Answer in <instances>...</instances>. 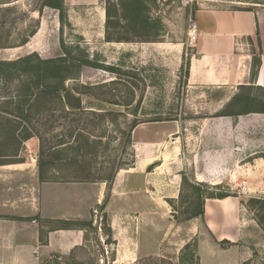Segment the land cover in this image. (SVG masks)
Returning <instances> with one entry per match:
<instances>
[{
	"label": "rangeland",
	"instance_id": "374dc122",
	"mask_svg": "<svg viewBox=\"0 0 264 264\" xmlns=\"http://www.w3.org/2000/svg\"><path fill=\"white\" fill-rule=\"evenodd\" d=\"M108 1L64 0L66 19L61 21L59 11L45 6V0H0V60H16L32 53L42 59L62 57L66 54L64 41L72 55H88L106 67L84 65L76 78L66 81V86L81 98L78 109L67 105L65 99L43 94L35 85L33 98L20 102L18 96L28 92L25 83L30 78L17 74L9 79L0 72V163L34 161L39 167L38 163L43 162L46 176L51 178L99 180L110 178L134 161L135 123L178 119L183 124L180 136H188L187 142L195 149L184 151L190 160L194 157L201 160L199 145L206 130L220 135L229 127L239 129L243 123L251 130H244L251 140L242 152L237 146L236 156L228 163L231 170L241 166L237 181L231 186L226 183L212 186L206 182L202 191L205 197L212 192L246 193V205L255 219L264 214L260 204L250 202L253 198H264V113L258 112L264 108V88H215L208 93L191 86L188 81L191 48L187 42L199 0H146L151 18L157 21V34L153 29L149 36L142 34L143 29L121 32L122 37L131 41H122L120 48L105 40ZM110 1L118 9L114 15L119 19V0ZM173 44L184 45L182 57L177 50L165 48ZM107 67H115L118 72ZM18 105L30 111V119L18 120V137L14 138L6 117L14 118L7 111H14ZM246 108L253 112L218 116ZM168 141L174 143L175 136H169ZM230 142L237 143L234 139ZM212 146L219 150L225 145L215 142ZM193 176L189 172L186 177L191 181ZM182 191L179 203L173 205L178 211L176 221L198 209L194 188L188 184ZM95 223L106 232L107 217L98 213ZM193 251L194 243L178 260L120 259L117 264H198ZM58 261L59 264H110L112 259ZM254 264H264V254H258Z\"/></svg>",
	"mask_w": 264,
	"mask_h": 264
},
{
	"label": "crops",
	"instance_id": "0c3cea01",
	"mask_svg": "<svg viewBox=\"0 0 264 264\" xmlns=\"http://www.w3.org/2000/svg\"><path fill=\"white\" fill-rule=\"evenodd\" d=\"M194 19L198 46L188 58L192 87L208 93L215 88H264V0H199ZM111 43L120 48L122 42ZM165 48L181 57L185 51L181 44ZM255 55L261 64L252 78ZM154 121L133 129L134 161L116 173L110 187L104 181L43 182L34 161L0 164V216L18 217L0 218V264L178 260L193 243L198 264H254L264 254V229L248 209L246 193L205 197L204 215L181 222L173 208L189 172L194 183L236 182L241 166L231 170L228 163L237 146L240 152L246 149L251 139L244 130H251L243 123L220 135L206 130L199 145L201 160H190L184 151L195 149L188 136H180L183 124L178 119ZM169 136H175L174 143ZM215 142L225 146L216 150ZM98 213L107 217L106 232L95 223ZM63 221H92V228Z\"/></svg>",
	"mask_w": 264,
	"mask_h": 264
},
{
	"label": "trees",
	"instance_id": "16d2710c",
	"mask_svg": "<svg viewBox=\"0 0 264 264\" xmlns=\"http://www.w3.org/2000/svg\"><path fill=\"white\" fill-rule=\"evenodd\" d=\"M45 6H50L59 11L61 21L66 19V13L64 8V0H45ZM120 8V18L118 19L115 4L110 0L106 5V24H105V40L107 42H122V41H131V39L124 38L120 35L121 32L128 33L136 32L138 29H143V35L149 36L153 34L151 30H155L157 34V21L151 18L149 11L150 6L146 0H119ZM115 7V9H114ZM122 21V22H121ZM119 28L121 30L119 31ZM155 34V35H156ZM145 41H151L146 39ZM62 46L65 49V56L58 58L42 59L37 53L29 54L25 57H21L16 60H0V72L5 74L9 79L14 78L17 74L19 77L27 76L30 78V81L25 83L26 90L28 91L25 94H19L18 98L20 102H29L34 96L33 85L37 88H41L43 94L53 95L65 99L67 105L73 109L81 108V98L77 96V93L72 91L66 86V81L72 78H76L81 72V68L85 66L91 67H101L106 68L104 65L98 63V61L90 59L88 55L75 56L68 51L67 46L64 41H62ZM261 64V58L258 55L253 57L252 63V78H254L258 73V68ZM107 70L118 72V69L115 67H107ZM18 99V100H19ZM74 100H76L74 102ZM19 103V102H18ZM253 112L251 109H243L242 111H231V112H222L218 116H232V115H242ZM258 112L264 113V108ZM8 116H14V118H7L6 121L11 128V134L14 138H17V132L19 130L18 120H28L30 119V111H26L23 107L18 105L14 111H7ZM157 120V119H155ZM138 123H135L133 128L136 127ZM60 152V151H58ZM22 162V161H21ZM3 164V163H0ZM39 173L40 179L43 182L46 181H63L56 178H51L46 176L45 165L43 162H39ZM115 173L110 178H101L99 180L92 179H80L76 180L79 182H94V181H104L108 183L110 187L111 181L115 177ZM66 182H72V180H64ZM191 185L198 197V209L194 211L190 216L178 219L177 221H185L187 219L194 218L196 216L204 215V192L202 191L203 187L207 185L205 183H192L188 180L186 175L183 176V185ZM231 193L221 192V193H210L207 197H226ZM252 203L260 204L264 209V198H253L251 199ZM0 218H18V217H9V216H0ZM257 221L264 227V214L257 216ZM27 220H32L28 218ZM66 225L71 226H92V221H63ZM190 245H187L186 249H189Z\"/></svg>",
	"mask_w": 264,
	"mask_h": 264
},
{
	"label": "built area",
	"instance_id": "2783aa9c",
	"mask_svg": "<svg viewBox=\"0 0 264 264\" xmlns=\"http://www.w3.org/2000/svg\"><path fill=\"white\" fill-rule=\"evenodd\" d=\"M193 1L195 0H192V2ZM197 38H198V24L195 20H191L189 37L187 42L188 48H193L195 46L197 42Z\"/></svg>",
	"mask_w": 264,
	"mask_h": 264
},
{
	"label": "bare ground",
	"instance_id": "6f19581e",
	"mask_svg": "<svg viewBox=\"0 0 264 264\" xmlns=\"http://www.w3.org/2000/svg\"><path fill=\"white\" fill-rule=\"evenodd\" d=\"M262 75H263V73H262Z\"/></svg>",
	"mask_w": 264,
	"mask_h": 264
}]
</instances>
